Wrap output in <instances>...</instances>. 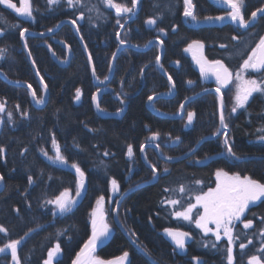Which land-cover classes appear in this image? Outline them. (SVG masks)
<instances>
[{
	"label": "trees",
	"instance_id": "16d2710c",
	"mask_svg": "<svg viewBox=\"0 0 264 264\" xmlns=\"http://www.w3.org/2000/svg\"><path fill=\"white\" fill-rule=\"evenodd\" d=\"M13 2L18 5L19 0ZM116 2L131 7V0ZM193 3L199 21L206 16H225L228 12L208 0H193ZM32 4L38 9L33 13L34 20H25L12 9L0 5V31L4 33L0 36V49L4 50L0 54V71L12 82L31 84L37 98L42 97V88L22 50L19 33L23 28L44 33L62 20H76L78 32L92 56L96 77L103 80L117 48L116 34L121 27L116 21L120 19L124 24L128 17H117L103 0H80L73 6H69L67 0H60L58 5H49L47 0H32ZM243 5L245 18L249 19L252 11L264 7V0H243ZM80 16L84 19H79ZM182 16L183 0H140L135 18L120 34V41L137 47H144L151 40L163 41L161 65L172 77L176 94L172 99L154 101L152 107L167 115H177L186 98L217 87L201 77L190 52L184 51L193 40L204 44L205 59L221 60L235 74L259 37L264 36V17H259L249 29L240 31L233 26L192 30L183 23ZM148 19H155L156 24L149 26ZM186 22L196 23L190 19ZM233 36L237 39H232ZM26 44L36 70L48 86V100L43 108L37 109L26 89L10 86L0 78V103L5 106V111L0 113V147L5 149L0 154V175L4 177V187L0 191V226L7 229V235L0 233V247L19 239L21 264H44L48 251L59 243L60 256L53 264H72L90 238V213L96 200L103 196L108 204L112 193L117 200L129 188L153 179V172L141 161V145L152 141L153 133H159V139L152 142L159 145L163 156L185 155L197 141L217 131L218 102L213 94L199 97L186 105L184 116L179 120L153 115L145 106L148 97L170 91L155 65L159 47L154 45L143 53L124 49L117 57L110 91L99 101L103 111L124 110V114L118 119H101L91 106L97 88L72 28L65 25L55 35L43 39L27 36ZM222 44L225 47L222 48ZM68 50L72 55L69 61ZM245 75L257 78L259 74L249 72ZM189 81L193 83L190 85ZM232 87L222 89L225 106L232 98ZM77 89L81 91L78 103ZM189 111L196 115L192 125L186 127ZM228 118V138L240 159L222 153L217 141L202 143L189 158L173 164L162 162L153 149L145 150L146 161L157 168L158 179L130 193L121 202L118 219L131 239L157 264H197L194 257L199 258L201 264H226L224 252L213 249L211 244L203 246L215 241V237L204 236L194 223L175 218L172 213L179 206L166 201L178 199L186 206L192 196L191 202L195 203L197 192L215 187L217 170L249 176L264 183V141L259 139L264 132L258 131L264 128V95L253 94L244 109ZM53 137L69 163L78 164L85 173L83 198L63 215L46 201L66 188L74 196L78 178L58 168L42 154L41 149H44L54 155ZM176 137H180V141L172 147ZM129 145L133 149L132 157L127 154ZM220 154L223 156L217 157ZM29 176L33 180L31 185ZM112 180H116L118 192L113 191ZM180 186L188 191L180 193ZM165 188L171 190L166 192ZM197 211L200 210L193 212L194 218ZM245 216L253 220L254 227L243 229L236 225L235 234L239 237L234 247L236 264H247L251 255H261L257 251L262 244L258 229L262 226L260 217H264V202L250 206ZM167 228L190 233L191 238L187 239L183 250H176L166 237ZM248 239L253 243L248 244ZM241 242L248 245L243 252L238 247ZM226 245L227 241L221 240L217 247L224 249ZM124 252L129 253V264H151L116 228L96 254L100 259L113 260ZM0 264L13 262L11 257L0 253Z\"/></svg>",
	"mask_w": 264,
	"mask_h": 264
},
{
	"label": "snow or ice",
	"instance_id": "6c2138e0",
	"mask_svg": "<svg viewBox=\"0 0 264 264\" xmlns=\"http://www.w3.org/2000/svg\"><path fill=\"white\" fill-rule=\"evenodd\" d=\"M215 2L217 4L224 5L227 9H230V11L227 12L226 16H206L204 17L205 21H224L225 19H230L233 23H237L239 27L248 29L251 26L252 21L257 19L258 14H260L261 17H264V8H257L255 11L251 12L250 19H246L245 13L242 11L244 6L243 0H215ZM47 3L49 5H58L60 0H47ZM78 3H80V0H67V4L69 6H73L74 4ZM103 3L108 8L114 9L117 17H121L127 14H133L134 9L139 3V0H131V7L125 3L116 2V0H103ZM0 5H4L8 9H12L18 16L28 20H34L35 17L33 13L34 11H38V9H34L32 0H19V6H17V3L13 2V0H0ZM195 8L196 5L193 3V0H183V16L193 22H200ZM79 19L82 20L84 17L80 16ZM116 23L119 24L121 28L124 27L120 19H117ZM146 23L149 26H152L156 24V20L148 19ZM72 24L76 25L77 21L73 20ZM12 27L18 28L19 25H12ZM48 31H51V29ZM77 31H79V28H77ZM27 32L28 29L23 28L19 33L20 37L24 38L25 33ZM161 32H163V29H161ZM2 35H4V33L0 31V36ZM116 35L119 39L120 34L117 33ZM232 39L235 40L237 37L233 36ZM120 43L124 44L125 41L121 40ZM149 43H151V41H149ZM159 43L163 44V41H159ZM220 46L222 48L225 47L223 44ZM25 47H27V44H25ZM85 48H87V45H85ZM203 48L204 44L201 41L193 40L188 45V47L184 49V51L193 52V50H196L201 52L199 57L195 54V52L193 53V59L199 65L201 77L205 80H207L209 77H214L217 84L215 92L218 94L219 99V123L221 128L225 129V131L221 132L220 129H217L213 135H223V144L228 155L234 157L235 159H240V157L237 156L233 151L232 144L229 141L226 131L228 124L226 123L224 115L225 105L222 89L227 88L230 84L235 82V93L231 107L232 113L237 112L238 109H244L253 94L259 93L260 95H264V36L259 37L258 43H256L255 47L251 49L250 54L246 59L243 60V63L240 65L239 70L235 74L221 60L208 61L205 59L202 55ZM3 51V49H0V54H2ZM29 55H31V53H29ZM113 59H115V54H113ZM88 60L89 63L92 62L91 54H89ZM156 62L157 64L160 63L159 56L156 57ZM177 63H179V61H177ZM33 66H35V62H33ZM92 71L93 75L95 76V67H93ZM109 71H112L111 67L109 68ZM249 72L257 73L259 75L257 78H246L245 74ZM37 75H39L38 71ZM97 79L99 80V77H97ZM107 79L108 77L105 76L104 79L100 80L99 82L104 83V81ZM168 79L170 82L172 81L171 76H169ZM188 83L191 85L193 82L189 81ZM41 84H43L44 90L46 91L48 86L44 83L43 77H41ZM27 87L32 90L31 84H28ZM31 95L36 104L44 103L43 97L37 98V93L35 90L31 91ZM80 96L81 91L77 89L76 99L79 100ZM92 99L93 101H97V95H93ZM148 100L152 101L153 96H149ZM96 106L99 111H103V109L100 108V104L98 102ZM4 111V103H0V113H3ZM180 111H184V104L180 105ZM195 115L196 114L194 112H187L186 127L192 125ZM25 116H27V113H25ZM9 120H11L10 113ZM0 123H2V121H0ZM258 131L264 132V128L259 129ZM150 139L152 141L158 140L159 133H153ZM259 139L264 141V135H261ZM176 141L179 142L180 137H176ZM197 143H199V141H197ZM52 145L54 155H49L44 149H41L42 154L53 164H59L65 168L74 169L76 176L78 177L74 196L71 190L66 188L64 191L60 192L58 196H55L54 199L46 201V203L53 205L55 209L61 215H63L72 210L73 206L77 202L76 198L79 197L82 190H84L85 173L81 170L78 164L69 163L65 155L62 153L61 147L57 143L55 137L52 138ZM156 147L159 148V145L157 144ZM140 150L141 152L144 151V145H141ZM192 151L194 152L195 149ZM4 152L5 149L0 147V154ZM127 154L129 157H132L133 155V149L131 145L128 146ZM105 155H108V153L106 152ZM197 162L199 163L200 161ZM164 171L167 172L168 170L164 169ZM152 172H157V168L154 165L152 166ZM215 176V187L209 188L207 191L201 190L197 192L194 195L195 203L191 202L193 198L192 196H189L186 206L181 200L178 199H169L166 201V203L172 206H179V209L172 213L175 218L194 223L195 227L199 229L204 234V236L211 234L215 237V241H209L208 243H205L203 245L204 247H208L209 244H211L213 249L225 253L223 258L226 260V264H236L234 247H236L235 241L239 238L235 234L237 222L243 224V229H251L254 227L253 220L247 219L245 213L249 210L250 206H255L258 201L264 202V183H260L249 176L241 177L239 174L229 175L228 172L223 170H217ZM3 180L4 177L0 175V182ZM28 182L30 185L33 183L31 176L28 177ZM196 183L200 184L201 182L196 181ZM111 184L113 191L118 192L119 186L116 180H112ZM170 190L171 189L169 188L164 189L166 192ZM178 191L180 193H186L188 190L184 186H180ZM103 203L104 197L101 196L97 199L96 208L91 213V237L76 255L72 264H126L129 256L128 252H124L122 256L113 260H103L95 255L98 242H100L103 238H106L110 232V227L105 220ZM200 209H202V211H197L194 218V210ZM260 221L262 226L258 229V233L262 239V244L261 247L257 249V251L261 253V255H251L247 259V264H264V217H260ZM165 232L174 242L176 248L181 250L185 248L186 240L191 238L190 233L185 231L167 228L165 229ZM0 233L7 235V229H5L3 226H0ZM244 234L246 235V233ZM221 240L227 241V245L224 249H218L217 247L218 242ZM20 243L21 240L19 239L11 240L10 242L5 243L3 247H0V253H7L10 251L13 264H21L18 256V246ZM252 243L253 241L248 239V244ZM247 246L248 245L243 242L238 245L242 252L247 248ZM60 252L61 247L60 244L57 243L55 247L48 251L47 259L44 260V264H53V261ZM193 259L197 260V264H201L199 258L194 257Z\"/></svg>",
	"mask_w": 264,
	"mask_h": 264
},
{
	"label": "water",
	"instance_id": "95a60500",
	"mask_svg": "<svg viewBox=\"0 0 264 264\" xmlns=\"http://www.w3.org/2000/svg\"><path fill=\"white\" fill-rule=\"evenodd\" d=\"M208 1H209L211 4H217V3L215 2V0H208ZM139 4H140V0H139V3H138V5H137V7L134 9V13H133V14H127V15H123V16H121V17H128V19H127V20L125 21V23L123 24L124 26H125L127 23H129L130 21H132V20L135 18L136 13H137V10H138V7H139ZM218 5H220L221 7H223L225 10L230 11V9H227L224 5H222V4H218ZM262 8H264V7H262ZM112 10H113L114 14L116 15L115 10H114V9H112ZM225 16H226V15H225ZM250 17H251V16H250ZM259 17H261L260 14H258L257 19H258ZM187 19H188V18H185L184 16H182V21H183V23H184L189 29H192V30H199V29H206V28H222V27H226V26H233V27H236V28H237L238 30H240V31H245V30H247V29H245V28H241V27H239L237 23H233L230 19H225L224 21H215V20H213V21H205V20H200V22H196L195 24H188V23L186 22ZM249 19H250V18H249ZM257 19H256L255 21H252L250 27H252V26L256 23ZM65 25H69V26L72 28V30H73V32H74V35H75V37H76V39H77V41H78V43H79V45H80V47H81V49H82V51H83V53H84L86 59H87L88 66H89L90 73H91V78H92L93 85H94L95 87L98 88V90L93 94V95H97V101H93V99L91 100V106H92V109H93V111L95 112V114H96L98 117H100L101 119H118V118H121V117L123 116V114H124V111H117V112H105V111H99V110L97 109V106H96L97 102L99 103V100L101 99V97H102L104 94L108 93L109 90H110V88H108L107 86H108L109 82L111 81V79H112V77H113V74H114V71H115L116 60H117V57L119 56V54L121 53V51H122L123 49H131V50H134V51H136V52H145V51H148L153 45H158V47H159V55H158V56L160 57V63L157 64V62H156V68H157L158 72L162 75V77H163V78L167 81V83L169 84V87H170L171 92H170L169 95H166V94H157V95H153V100H152V101H149V100L146 101V108H147V110H148L150 113H152L153 115H155V116H157V117H160V118L169 119V120L180 119V118L183 116L184 111H183V112L180 111V113H179L178 115H176V116H172V115H166V114H163V113H159V112H157L155 109H153V108L151 107V104H152L153 101H155V100H159V99H170V98H172V97L175 95V86H173L174 84H173L172 81H171V82L169 81V79H168L169 76L166 74V72H165V71L162 69V67H161V61H162V58H163L164 47H163V44H160V43H159V40H152L151 43H148V44H147V46H145V47H143V48H140V47L134 46V45H132V44H128V43L121 44V43H120V36H119V39H118L117 36H116L117 48H116V50H115L114 53H113V54H115V59H113V56H112L111 61H110V67H111L112 71H109L108 79H107L106 81H104V83H100L99 80L96 78V75H95V76L93 75V71H92V69H93V63H92V62L89 63V60H88L89 53H88V51H87V48H85V44L83 43V40H82V38H81L79 32L77 31V28H78V27H77V25H73L71 20H63V21H61V22H59V23H58V24H57V25H56L51 31H48V32H45V33H37V32L29 31V30H28V32L25 33L24 38H21V46H22L23 52H24V54H25V56H26V58H27V60H28V63H29L30 68H31V70H32V72H33V74H34L35 79L38 81V83L40 84V86H41L42 89H43V99H44V103H43V104H36V103H35V100L33 99L32 95H31V91L33 90V88H32V90H30V89L27 87L28 84H26V83L12 82V81H10V80L5 76L4 73H2V72L0 71V78H1L4 82H6L7 84H9L10 86L21 87V88H24V89L28 90V92H29V94H30V97H31V102H32L33 107H35V108H37V109H41V108H43V107L45 106V104H46V102H47V98H48V91H47V90H46V91L44 90L43 84H41V76H40V75H37L36 67L33 66V60H32V58H31V56L29 55L28 48L25 47V44H26V42H25V38H26L27 36L35 37V38H47V37H50V36L55 35V34L58 32V30H59L60 28H62L63 26H65ZM250 27H249V28H250ZM123 28H124V27H123ZM123 28H121L120 31L118 32L119 34H120L121 31L123 30ZM249 28H248V29H249ZM71 57H72L71 52L68 50V59H67V61H69V60L71 59ZM110 67H109V68H110ZM215 89H216V88H209V89H206V90H204V91H202V92H200V93H198V94H196V95H193V96L188 97V98L185 99V100L183 101V103H182V104H184V109H185V106H186L189 102L193 101L194 99L199 98V97L204 96V95L214 94V95H216V97H217V101H218V117H219V111H220V109H219V99H218V94L215 92ZM92 97H93V96H92ZM219 129H220L221 132H223V131L225 130V129H222V128H221L220 123H219ZM218 137H219V136H213V137L203 138V139H201V140L199 141V143H197V144L195 145V147H194L193 149H195V151H196L197 148H198L202 143H204V142H208V141H214V140H216ZM177 143H178V142H177L176 140L173 141V142H172V146L175 147V146L177 145ZM146 148H153L154 151H155V153H156V155L159 157V159H161V160H162L163 162H165V163H175V162H177V161L187 159V158H189V157L195 152V151H194V152H193V151H190V152L187 153L186 155L181 156V157H179V158H176V159H169V158H165V157L161 156V154L159 153V149H158V148L156 147V145H154V144H146V145H144V150H145ZM193 149H192V150H193ZM140 156H141V160H142V162L144 163V165H145L146 167H148V168L152 171V167H151V166L146 162V160H145V157H144V151H143V152L140 151ZM217 157H221V155H218ZM56 166H57L58 168H61V169L65 170V171H69V172L73 173V174L76 176V173H75V170H74V169H68V168H65L64 166L59 165V164H56ZM153 174H154V179H153V181H151V182H149V183H143V184H140V185L135 186V187H133V188L127 190L126 192H124V193L122 194V196L120 197V199H119V202H118V204H117V206H116V209L119 208V205H120L121 201H122V200H123L128 194L132 193L133 191H135V190H137V189H139V188H141V187H144V186H146V185H150V184L155 183V182L157 181V179H158V173L156 172V173H153ZM77 178H78V177H77ZM2 188H3V181L0 182V191L2 190ZM85 190H86V181H85V187H84V190H82L81 195L77 198V202H76L75 205H77V203L83 198V196H84V194H85ZM75 205H74V206H75ZM113 221H114V224H115L116 228H117V229H118V230L124 235V237L129 241V243H130V244H131V245H132V246H133V247H134L139 253H141V254H142V255H143V256H144V257H145V258H146L151 264H157V263H156L155 261H153V260H152V259L146 254V253H144V251H143V250H142V249H141V248H140V247H139V246H138V245H137V244H136V243H135V242L129 237V235L127 234V232H126V231L123 229V227L118 223L115 214H114V216H113ZM2 254L11 257V253H10V251H8L7 253H2Z\"/></svg>",
	"mask_w": 264,
	"mask_h": 264
},
{
	"label": "rangeland",
	"instance_id": "374dc122",
	"mask_svg": "<svg viewBox=\"0 0 264 264\" xmlns=\"http://www.w3.org/2000/svg\"><path fill=\"white\" fill-rule=\"evenodd\" d=\"M17 6H19V3H18V5ZM23 19H25V18H23ZM25 20H27V19H25ZM48 32V31H47ZM45 33V32H44ZM26 42V41H25ZM22 47V46H21ZM23 50V49H22ZM195 52V54L199 57L200 55H201V52H199V51H196V50H193V53ZM158 55H159V51H158ZM163 55H164V53H163ZM190 55H191V52H190ZM193 55V54H192ZM163 59V58H162ZM161 63H162V61H161ZM155 65H156V63H155ZM161 67H162V65H161ZM2 72V71H1ZM3 73V72H2ZM109 73V72H108ZM90 75H91V73H90ZM6 76V75H5ZM113 76H114V74H113ZM7 77V76H6ZM8 78V77H7ZM97 78V77H96ZM9 79V78H8ZM10 80V79H9ZM112 80V79H111ZM11 81V80H10ZM206 81H208V82H210V83H213V84H216V82H215V79H214V77H209ZM6 83V82H5ZM110 83V82H109ZM234 83L235 82H233V84H230V85H232L233 87H232V89H233V95H232V98L231 99H228L229 100V103L227 104V101H226V106L224 107V115H225V120H226V123L228 124V117H230L231 115H233V114H235V113H232L231 112V107H232V104H233V97H234V93H235V88H234ZM174 84V83H173ZM9 85V84H8ZM169 85V84H168ZM229 85V86H230ZM216 86H217V84H216ZM95 87V86H94ZM107 87H109V84H108V86ZM95 88H97V87H95ZM98 89V88H97ZM226 88H224V90H225ZM43 92V91H42ZM170 92H171V90L166 94V95H169L170 94ZM175 94H176V89H175ZM175 96V95H174ZM173 96V97H174ZM42 97H43V95H42ZM172 97V98H173ZM172 98H170V99H172ZM197 99V98H196ZM47 100H48V98H47ZM148 100V99H147ZM195 100V99H194ZM76 102L78 103L79 102V100H77L76 99ZM183 103V102H182ZM224 105H225V101H224ZM145 106H146V103H145ZM151 107H152V104H151ZM227 107H228V109H227ZM240 109H238L237 111H239ZM217 115H218V112H217ZM184 116V115H183ZM181 119V118H180ZM179 120V119H178ZM217 122H218V128H219V117L217 118ZM217 128V129H218ZM228 129V128H227ZM225 131V130H224ZM223 131V132H224ZM228 134V133H227ZM212 136H214V135H212ZM211 136V137H212ZM207 138V137H206ZM223 140H224V136L223 135H220L216 140H214V141H217V142H219V144H220V146H221V152L222 153H224V154H227V156H228V153L226 152V150H225V146H224V144H223ZM200 141V140H199ZM152 141H150L149 143H151ZM209 142V141H208ZM192 151V150H191ZM190 152V151H189ZM188 152V153H189ZM196 152V151H195ZM194 152V153H195ZM187 154V153H186ZM185 154V155H186ZM184 156V155H183ZM181 157V156H180ZM176 158H179V157H171V159H176ZM184 160H186V159H184ZM184 160H180V161H184ZM177 162H179V161H177ZM176 163V162H175ZM169 164H173V163H169ZM77 177V176H76ZM215 178H216V176H215ZM153 179H154V176H153ZM153 179H152V181H153ZM151 182V181H150ZM3 187H4V182H3ZM3 189V188H2ZM130 189V188H129ZM136 191V190H135ZM113 191H111V193H112ZM112 195V199H110L109 200V202H108V204H107V202H106V200L104 199V203H103V207H104V212H105V220H106V222L108 223V225H109V227H110V232H109V234H108V236L106 237V238H103L100 242H98V244H97V249H98V246L99 245H101V244H103L104 242H107V240L110 238V236H112V234H113V230H114V228H116V226H115V224H114V221H113V216H114V214L116 215V218H117V221H118V223L120 224V222H119V219H118V213H119V208H117L116 209V206H117V204H118V202H119V199H120V197L119 198H117V200H114L115 198H114V196H113V193L111 194ZM97 201V200H96ZM112 202H114L115 204H114V206H112ZM112 203V204H111ZM110 204V207L108 206ZM120 205H121V203H120ZM120 205H119V207H120ZM96 208V202H95V205H94V207H93V209H92V211H91V213L93 212V210ZM200 211H202V209H200ZM91 213H90V237H91V232H92V226H91V220H92V216H91ZM121 225V224H120ZM237 225H241V226H243V224H241V223H239V222H237ZM117 229V228H116ZM124 229V228H123ZM125 230V229H124ZM128 234V233H127ZM129 235V234H128ZM209 235H211V234H209ZM129 237H130V235H129ZM166 237H168L169 239H170V241L172 242V245L176 248V246H175V244H174V242L171 240V238L166 234ZM131 238V237H130ZM188 240H186V242H187ZM178 248H176V250H177ZM181 249H178V251H180ZM145 253V252H144ZM147 254V253H146ZM95 255L97 256V254H96V251H95ZM59 256H60V253L57 255V257L55 258V260L57 259V258H59ZM149 256V255H148ZM98 257V256H97ZM150 257V256H149ZM54 260V261H55ZM153 260V259H152ZM53 261V262H54ZM154 261V260H153ZM126 264H129V256H128V259H127V262H126Z\"/></svg>",
	"mask_w": 264,
	"mask_h": 264
},
{
	"label": "flooded vegetation",
	"instance_id": "af4514ba",
	"mask_svg": "<svg viewBox=\"0 0 264 264\" xmlns=\"http://www.w3.org/2000/svg\"><path fill=\"white\" fill-rule=\"evenodd\" d=\"M197 66H199V65H197Z\"/></svg>",
	"mask_w": 264,
	"mask_h": 264
}]
</instances>
